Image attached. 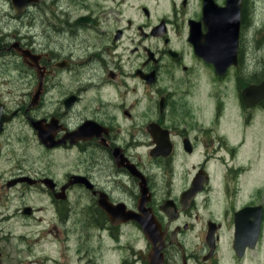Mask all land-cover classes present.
<instances>
[{"label": "flooded vegetation", "instance_id": "obj_1", "mask_svg": "<svg viewBox=\"0 0 264 264\" xmlns=\"http://www.w3.org/2000/svg\"><path fill=\"white\" fill-rule=\"evenodd\" d=\"M225 7L226 0H0V240L12 222L29 228L40 249L45 235L63 230V204L85 197L88 226L119 246L125 230L139 234L121 264L254 263L264 243V201L252 191L259 173L246 178L244 193L234 176L238 159L254 161L253 148L232 143L234 128L222 123L227 100L215 104L212 123L229 133L213 137L212 128L186 122L183 103L201 73L222 82L241 65L240 42L236 64L220 73L196 53ZM245 17L242 0L241 27ZM235 80L244 107L264 104L242 99L264 73L242 90ZM32 141L38 151L71 156L75 168L57 179L43 171L47 163L32 165ZM31 193L47 206L27 202ZM7 235L0 264H61L52 251L34 255L26 235ZM86 250L83 264H97L96 247Z\"/></svg>", "mask_w": 264, "mask_h": 264}, {"label": "rangeland", "instance_id": "obj_2", "mask_svg": "<svg viewBox=\"0 0 264 264\" xmlns=\"http://www.w3.org/2000/svg\"><path fill=\"white\" fill-rule=\"evenodd\" d=\"M244 7L246 17L244 23H242L239 41L242 53L241 65L237 69V71H239L229 74L222 82L216 80L210 71L201 73L198 79L204 83L206 87L199 82L196 85H191L188 90V96L183 99V103H185L187 109H189V118L186 122L190 123V121L193 120V125L195 127L202 128L206 125L207 129L212 128V133H208V135L209 137H213V133L216 131H218L220 135L229 133L225 126L221 131V125L212 123L215 104L221 103L224 100L228 101L229 113H226V109L223 110L224 122L222 123L225 124V122H227L233 126L232 143L241 144L244 141V143L248 141L246 144L248 146L247 150L248 148H253L252 151L255 157L254 161H249L250 166L249 164L244 165V161L238 159V165H236V167L242 166V168H239V171L232 174H234V176L239 174L237 177L238 187L241 186L242 193H244L247 189L246 178H250L251 180L253 174L258 172V178L252 191L256 194L255 197L264 201V164L261 163L264 161V104L254 109L244 107L235 89V76L239 77L241 85L240 90H242L249 83H253V81L260 79L264 73V0H244ZM230 78L231 80L228 81ZM207 95H209L210 98H207ZM232 110L235 114L231 113ZM176 119L177 116L170 114L167 116V120L170 123L171 120ZM23 134L24 138L28 137L27 133ZM12 137L16 139L17 135L14 134ZM34 144L35 142L32 141L31 144L26 147L30 154L31 164H35L39 167L47 163V165L43 167V171L49 175L61 179L65 172L75 168V163L69 165L71 156L64 158V156L57 151L48 153L41 152L34 147ZM250 152L249 149V153ZM61 160L65 162L62 163ZM222 168L225 169L224 167ZM232 185L234 186V183H232ZM245 194H247V191ZM43 200V197L31 193L26 201L33 206L45 207L48 202H44ZM244 201H247V199L244 198V196L240 197L239 203L242 204ZM84 207H88V200H86L85 197L80 200L71 198L67 203H64L62 206V213L65 218L63 230H59V227H57L56 236L53 239L49 235H45V237L40 240V249H36L37 245H34V236L29 234V228L20 229L12 222H5L2 226V230L6 234L5 237L0 240V251L5 252L2 260L7 256V242H4L9 239L7 232L12 231L16 235V238H18L19 235H26V239H30L29 242L35 249L34 255H41L44 250L52 251L53 258H58L57 260H59L61 264H83L91 255L90 252L86 250L89 244L96 247L95 261L97 264H121L124 257H129V249L137 248V242L141 240L139 234L132 229L125 230L122 236H119V241L122 245L119 246L112 237L108 238L105 232L96 231L90 225L88 226L89 212L87 213L86 210L83 211L82 208ZM49 214L50 211L48 210L46 213L47 219L50 217ZM113 235L117 236V232H114ZM54 240L59 242L57 246H54ZM123 246L126 247L124 248ZM262 246L263 247L258 251L254 252V254H256L255 257L249 258L254 260L253 264H264V243ZM68 249L70 251H68ZM98 250L100 251V256H98ZM77 258L82 261L80 262ZM52 264L56 263L52 261ZM245 264H248L247 261Z\"/></svg>", "mask_w": 264, "mask_h": 264}, {"label": "water", "instance_id": "obj_3", "mask_svg": "<svg viewBox=\"0 0 264 264\" xmlns=\"http://www.w3.org/2000/svg\"><path fill=\"white\" fill-rule=\"evenodd\" d=\"M242 0H226V7L218 10L211 18L212 29L210 33L200 38V44L195 45L196 53L204 57L208 63L220 73L237 61L241 27ZM204 20H208L205 16ZM264 98V80L257 86H250L242 93V99L247 106H253ZM48 137V135H45ZM237 249V247H235Z\"/></svg>", "mask_w": 264, "mask_h": 264}]
</instances>
